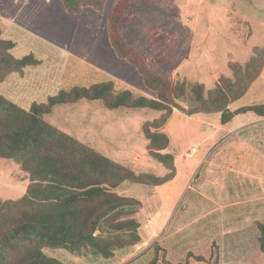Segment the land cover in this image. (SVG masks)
Listing matches in <instances>:
<instances>
[{"label": "rangeland", "instance_id": "obj_1", "mask_svg": "<svg viewBox=\"0 0 264 264\" xmlns=\"http://www.w3.org/2000/svg\"><path fill=\"white\" fill-rule=\"evenodd\" d=\"M117 1L106 0L102 13L86 7L73 16L60 0H0L1 37L16 44L13 56L33 54L42 61L27 68L24 77L12 74L0 83V95L29 110L61 90L112 82L118 93L156 99L139 71L112 48L108 23ZM126 16L125 39L144 61L174 83L185 80L206 91L230 75V63L244 65L255 48L264 46V0H134ZM179 104L185 111L174 108L159 130L170 139L164 153L174 157L175 179L161 186L127 181L117 189L142 203L135 215L141 242L117 250L112 259L91 253L76 257L65 249H45L47 256L67 264H150L155 259L156 264H215V258L218 264H242L244 243L223 241L249 235L254 243L260 236L264 118L239 115L254 118L248 124L255 129L229 132L232 125H222L219 114L189 116V105ZM260 104L264 73L230 110ZM161 116L151 110L109 111L81 101L54 107L45 119L137 174L162 177L169 171L149 157L143 132ZM29 182L12 160L0 159V200L21 198ZM246 216L260 219L248 227ZM223 247L227 258H221ZM189 253L206 261L197 262ZM254 260L264 264V254Z\"/></svg>", "mask_w": 264, "mask_h": 264}, {"label": "trees", "instance_id": "obj_2", "mask_svg": "<svg viewBox=\"0 0 264 264\" xmlns=\"http://www.w3.org/2000/svg\"><path fill=\"white\" fill-rule=\"evenodd\" d=\"M60 1L66 13L73 16L86 7L102 13L106 2ZM133 3L134 0L117 1L108 23L109 38L116 55L139 71L145 86L156 93V99L131 91L118 93L112 82L68 92L61 90L47 103L34 102L29 110L0 95V159L12 160L30 179L21 198L0 200V264H67L47 256L45 249H65L76 257L91 253L112 259L117 250L137 246L141 236L135 215L142 203L118 194L117 189L127 181L161 186L175 179L174 157L164 153L170 139L159 130L174 108L185 111L180 102L189 105L186 110L189 116L219 114L222 125L248 113L264 118V104L230 110V105L241 100L263 75L264 46L255 48L244 65L230 63V75L221 77L213 90L206 91L203 85L185 80L174 83L157 73L126 41L124 25ZM15 47L13 41L1 37L0 31V83L12 74L24 77L27 68L42 65L33 54L14 57ZM81 101L99 103L109 111L162 113L158 120L146 124L143 132L149 157L164 165L169 173L162 177L137 174L45 119L54 107L77 105ZM256 225L260 252L264 254V221H257ZM189 255L197 262L206 261L202 256ZM156 263L155 259L150 264Z\"/></svg>", "mask_w": 264, "mask_h": 264}, {"label": "crops", "instance_id": "obj_3", "mask_svg": "<svg viewBox=\"0 0 264 264\" xmlns=\"http://www.w3.org/2000/svg\"><path fill=\"white\" fill-rule=\"evenodd\" d=\"M238 116H236L232 120V122L228 124V125H232V126H230V128L227 131L238 132V131H242V130L248 131V130L255 129L254 126H252V125L250 126L248 124L254 118H248L247 116H244V117H238ZM250 136H252V135H250ZM157 213H160L161 217L163 216L162 212L157 211ZM161 217H159V218H161ZM246 218L250 220L248 222L249 225H247L248 227L251 226V224L256 222L258 219H260V218L250 219V217H248V216H246ZM156 226H157V223H156ZM228 242H230V243L243 242L244 243V245L241 248H242V251L245 250V254L247 255V257L242 262V264H253V263L254 264H261L262 263L261 260L259 261V263H255L256 261L254 260L255 257L260 259L263 256V254L260 252V245H259V241H258V236H256V238H254V243H253V237L249 236V235H243V236L239 237L238 239H229V240L224 239V241H223V243H228ZM248 244H251V245H248ZM225 248L226 247H223L224 252L221 251V256H222L221 258H227L228 257L227 254H225V251H227V249H225ZM230 248L234 249L233 246H231ZM248 254H250V255L248 256ZM230 257H232V253H231ZM249 259H253L254 261L252 263H250ZM222 264H224V263H222Z\"/></svg>", "mask_w": 264, "mask_h": 264}]
</instances>
